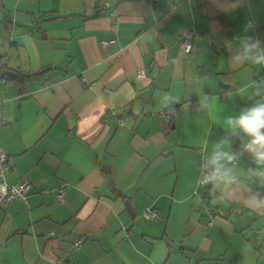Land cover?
<instances>
[{
	"label": "crops",
	"instance_id": "0c3cea01",
	"mask_svg": "<svg viewBox=\"0 0 264 264\" xmlns=\"http://www.w3.org/2000/svg\"><path fill=\"white\" fill-rule=\"evenodd\" d=\"M248 22L264 41V0H0V148L7 182L33 184L0 200V264H264V214L197 183L224 134L198 94L238 115L254 100L227 93L264 76L229 61ZM248 139L233 140L238 169L256 167Z\"/></svg>",
	"mask_w": 264,
	"mask_h": 264
},
{
	"label": "clouds",
	"instance_id": "9594fccd",
	"mask_svg": "<svg viewBox=\"0 0 264 264\" xmlns=\"http://www.w3.org/2000/svg\"><path fill=\"white\" fill-rule=\"evenodd\" d=\"M253 27L248 22L245 35L226 43L233 65H264V41L247 34ZM227 95L253 99L254 103L241 109L238 115H222L218 97L198 94L195 111L206 113L213 125L224 129V134L212 141L210 150L201 157L197 183L212 184L213 192L219 193L213 204L239 200L249 215L264 214V76L249 80ZM178 103L176 96L164 92L159 95L157 108L175 114L174 106ZM244 137L250 139L243 143V150L251 154L256 165L247 170L238 169L240 153L233 151V140ZM203 144L207 146L209 140L205 138Z\"/></svg>",
	"mask_w": 264,
	"mask_h": 264
},
{
	"label": "built area",
	"instance_id": "2783aa9c",
	"mask_svg": "<svg viewBox=\"0 0 264 264\" xmlns=\"http://www.w3.org/2000/svg\"><path fill=\"white\" fill-rule=\"evenodd\" d=\"M157 0H149V3L152 5ZM197 38V33L195 31H189L185 34L183 39V47L187 54H190L193 52V44L194 40ZM116 42V39L113 40H107L103 41V46H109L111 44H114ZM161 118L166 120H171L172 116L171 114L167 113L166 111H161L158 114ZM2 117L0 114V121ZM11 169V165L9 163V155L7 152L0 148V200L2 206H8L12 200H14L17 197L20 196H26L32 189L33 184L29 181H22L18 182L16 184H9L6 180V175L8 171ZM201 186H207L208 184H200ZM59 197L61 200H64L66 197V191L61 190ZM146 216L152 220H158L159 214L155 212L154 210L147 209L146 210ZM81 244L80 240H77L76 245L77 248H79Z\"/></svg>",
	"mask_w": 264,
	"mask_h": 264
},
{
	"label": "water",
	"instance_id": "95a60500",
	"mask_svg": "<svg viewBox=\"0 0 264 264\" xmlns=\"http://www.w3.org/2000/svg\"><path fill=\"white\" fill-rule=\"evenodd\" d=\"M3 75L6 76L7 78H11V77L17 78L18 77L17 74L14 71H11V70L4 71ZM130 212H133L131 207H130ZM134 217H135V215H134Z\"/></svg>",
	"mask_w": 264,
	"mask_h": 264
},
{
	"label": "trees",
	"instance_id": "16d2710c",
	"mask_svg": "<svg viewBox=\"0 0 264 264\" xmlns=\"http://www.w3.org/2000/svg\"><path fill=\"white\" fill-rule=\"evenodd\" d=\"M0 68H1L2 70L4 69V67H2V66H1ZM20 80H21V77H20Z\"/></svg>",
	"mask_w": 264,
	"mask_h": 264
}]
</instances>
